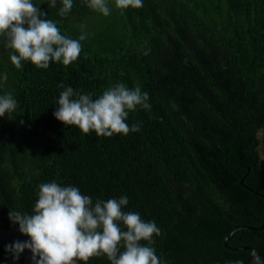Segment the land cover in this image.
Here are the masks:
<instances>
[{
  "label": "trees",
  "instance_id": "trees-1",
  "mask_svg": "<svg viewBox=\"0 0 264 264\" xmlns=\"http://www.w3.org/2000/svg\"><path fill=\"white\" fill-rule=\"evenodd\" d=\"M142 2L118 9L107 0L104 16L73 0L64 17L61 0L55 8L41 4L62 35L86 34L68 66L22 61L17 69L0 37V95L11 93L18 104L0 117V228L21 234L9 211L32 214L39 185L55 181L93 204L126 196L122 211L161 229L155 243H140L162 264H230L249 254L235 249L242 246L264 259L257 136L264 128V0ZM61 83L93 99L117 83L139 86L151 109L129 112L126 122L139 123V132L84 134L53 116ZM241 225L260 228H237L227 250L223 238ZM11 243L0 242V264H21L22 254L14 261L5 251ZM87 264L111 262L98 256Z\"/></svg>",
  "mask_w": 264,
  "mask_h": 264
},
{
  "label": "clouds",
  "instance_id": "clouds-1",
  "mask_svg": "<svg viewBox=\"0 0 264 264\" xmlns=\"http://www.w3.org/2000/svg\"><path fill=\"white\" fill-rule=\"evenodd\" d=\"M85 2L90 9L110 15L107 0ZM44 3L55 8L57 0H41L40 5ZM61 3L59 15L64 17L71 11L73 0H61ZM40 5L33 0H0V37L17 69L22 67V61H30L40 69H47L50 62L68 66L81 53L80 41L86 34L82 33L78 40L62 35ZM115 5L118 9H139L143 2L115 0ZM2 79L7 81L6 73ZM58 87L64 90L53 116L65 126H78L84 134L94 131L97 136L112 137L139 132V123L129 127L126 122L129 112L136 111L137 106L151 109L148 93L142 92L139 86L130 89L124 83H117L96 99L62 83ZM17 106L11 93L0 95V117L6 113L10 116ZM127 204L126 196L97 200L93 204L91 197L82 195L75 186L62 187L55 181L43 183L39 185L32 214L9 211L10 221L18 224V231L29 239L8 244L5 251L15 261L25 249L30 250L33 264H79L80 261L87 264L90 258L98 256H106L111 264H162L153 247L140 243H155L153 237L160 236L161 229L155 222L142 220L137 212L122 211ZM230 264H243V261ZM251 264H264L254 249Z\"/></svg>",
  "mask_w": 264,
  "mask_h": 264
},
{
  "label": "water",
  "instance_id": "water-1",
  "mask_svg": "<svg viewBox=\"0 0 264 264\" xmlns=\"http://www.w3.org/2000/svg\"><path fill=\"white\" fill-rule=\"evenodd\" d=\"M240 182H242L240 180ZM260 197L264 200V195H261L259 194ZM264 225V210H263V214H262V217H261V226ZM240 227H248V226H235L224 238H223V244L225 245V242L226 240L234 233V231L237 229V228H240ZM260 227L258 228H255V227H248V228H252V229H259ZM3 240H9V241H12V242H15V241H27L28 239H26L24 236H22L21 234L17 233L16 231L12 230V229H8V228H0V242L3 241ZM227 248V247H226ZM229 249V248H227ZM236 250H248L249 251V254L245 257V259H243V264L247 263L251 257V252H252V248L249 247V246H242V247H238V248H235ZM31 256H32V253L30 252V250H27L25 249V251L22 253V262L21 264H33V261L31 259Z\"/></svg>",
  "mask_w": 264,
  "mask_h": 264
},
{
  "label": "rangeland",
  "instance_id": "rangeland-1",
  "mask_svg": "<svg viewBox=\"0 0 264 264\" xmlns=\"http://www.w3.org/2000/svg\"><path fill=\"white\" fill-rule=\"evenodd\" d=\"M257 136L260 139V144H259V155L261 158H264V128L260 129L257 132Z\"/></svg>",
  "mask_w": 264,
  "mask_h": 264
},
{
  "label": "flooded vegetation",
  "instance_id": "flooded-vegetation-1",
  "mask_svg": "<svg viewBox=\"0 0 264 264\" xmlns=\"http://www.w3.org/2000/svg\"><path fill=\"white\" fill-rule=\"evenodd\" d=\"M233 236V234L226 240V242H225V245L223 244V240H222V246H224V247H229L230 249H227V250H231V251H233L234 250V247L233 246H231V245H227V241L230 239V241H233L234 240V237H232Z\"/></svg>",
  "mask_w": 264,
  "mask_h": 264
}]
</instances>
